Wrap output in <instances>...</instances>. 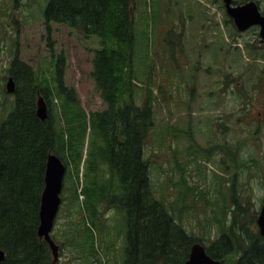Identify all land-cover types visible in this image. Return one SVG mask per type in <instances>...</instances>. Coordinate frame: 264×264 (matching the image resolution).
<instances>
[{"label": "rangeland", "instance_id": "1", "mask_svg": "<svg viewBox=\"0 0 264 264\" xmlns=\"http://www.w3.org/2000/svg\"><path fill=\"white\" fill-rule=\"evenodd\" d=\"M48 1L0 0V124L14 105L6 84L15 53L37 74L53 70L64 55V82L75 87L81 106L87 112L106 107L90 73L98 38L46 23ZM256 1L264 11V0ZM133 2L134 95L137 104L148 99L153 111L144 156L154 195L203 245L218 239L233 218L227 238L240 235L245 242L242 236L259 232L264 201V42L254 27L237 31L223 0ZM82 179V173L73 178L79 192ZM71 184L68 172L51 230L59 245L56 264H123L124 209L103 203L92 218L69 206ZM232 207H239L236 218ZM214 209L226 210L224 224Z\"/></svg>", "mask_w": 264, "mask_h": 264}, {"label": "trees", "instance_id": "2", "mask_svg": "<svg viewBox=\"0 0 264 264\" xmlns=\"http://www.w3.org/2000/svg\"><path fill=\"white\" fill-rule=\"evenodd\" d=\"M133 12V0H49L43 10L46 23H64L85 38H98L90 73L106 103L103 110L87 112L75 87L65 84L64 55L54 60L53 70L40 74L16 53L10 60L7 68L15 83L14 105L0 124V248L5 251L0 264H56L47 241L37 233L50 153L60 157L66 173L70 171L71 208L88 212L92 218L103 203L124 209L123 264H182L191 244L200 241L177 223L152 190L144 143L154 124L153 111L148 99L137 104L134 95ZM38 95L47 104L44 119L36 114ZM80 173L84 182L79 192L73 178L79 179ZM225 211L220 215L215 210L218 224L226 219ZM230 211L236 218L235 207ZM231 223H223L225 231L205 246L206 252L224 264H264L261 234L242 236L245 242L239 243L240 235L227 238L231 234L227 228L235 227L234 218Z\"/></svg>", "mask_w": 264, "mask_h": 264}, {"label": "water", "instance_id": "3", "mask_svg": "<svg viewBox=\"0 0 264 264\" xmlns=\"http://www.w3.org/2000/svg\"><path fill=\"white\" fill-rule=\"evenodd\" d=\"M227 13L234 19L239 30H244L253 24L260 26V35L264 39V14L258 8L254 0H247L245 3L232 5V0H223ZM12 77H9L6 88L12 92L14 86ZM36 114L44 119L47 116V104L44 98L39 95L36 100ZM66 166L58 155L50 153L47 156L44 174V187L40 196L39 224L37 233L48 243L53 256V262L58 259V245L51 236L56 214L61 203L60 193L63 186V177ZM259 232L264 238V201L257 217ZM4 259V253L0 250V261ZM183 264H221L219 259L212 258L204 245L194 242L191 245L189 257Z\"/></svg>", "mask_w": 264, "mask_h": 264}, {"label": "flooded vegetation", "instance_id": "4", "mask_svg": "<svg viewBox=\"0 0 264 264\" xmlns=\"http://www.w3.org/2000/svg\"><path fill=\"white\" fill-rule=\"evenodd\" d=\"M230 22H232L234 24V26H235V21L234 20H232ZM183 27H185V26H183ZM252 27L256 28V30L258 31V34L260 36V26L258 24H254V25H251L250 27H248L247 29L252 28ZM260 42L261 43L264 42V39L261 36H260ZM209 93L210 94H208V95H210L212 97V99L216 96L215 95V93H216V90L215 89H211L209 91ZM182 264H183V262H182Z\"/></svg>", "mask_w": 264, "mask_h": 264}, {"label": "bare ground", "instance_id": "5", "mask_svg": "<svg viewBox=\"0 0 264 264\" xmlns=\"http://www.w3.org/2000/svg\"><path fill=\"white\" fill-rule=\"evenodd\" d=\"M23 64V63H22ZM11 66V65H10ZM21 89H22V87H20ZM112 98H114V97H112ZM118 100V99H117ZM112 101V100H111ZM114 101V100H113ZM115 103H117V102H115ZM66 106V105H65ZM15 110V109H14ZM115 112V111H114ZM102 115H103V113H102ZM114 116V115H113ZM139 116V115H138ZM144 117V116H143ZM50 118V117H49ZM114 118V117H113ZM125 118V117H124ZM82 119V118H81ZM122 119H123V117H122ZM78 120V119H77ZM47 121V120H46ZM73 121V120H72ZM52 122V121H51ZM45 123V122H44ZM48 123V122H47ZM82 123V122H81ZM86 123V122H85ZM132 123H133V121H132ZM134 125V124H133ZM50 128V127H49ZM54 128V127H53ZM83 128V127H82ZM80 129V128H79ZM116 129V128H115ZM121 129V128H120ZM68 131V130H67ZM75 133V132H74ZM77 133V132H76ZM71 134V133H70ZM69 134V135H70ZM73 134V133H72ZM82 134V133H81ZM73 137H74V134H73ZM72 138V137H71ZM119 139V138H118ZM68 140V139H67ZM68 142V141H67ZM68 146V145H67ZM73 148H74V146H72ZM68 148V147H67ZM70 150V149H69ZM67 151H68V149H67ZM58 152V151H57ZM96 154V153H95ZM94 157V156H93ZM71 158V157H70ZM103 159V158H102ZM83 161H84V159H83ZM91 161V160H90ZM94 161V160H93ZM73 162V161H72ZM74 163V162H73ZM93 163V162H92ZM110 164V163H109ZM73 167V166H72ZM89 167H92V166H90V164H89ZM112 169V168H111ZM110 169V170H111ZM77 170V169H76ZM75 171V170H74ZM70 172V171H69ZM71 175V174H70ZM75 192V191H74ZM81 194V193H80ZM82 195V194H81ZM82 198H83V195H82ZM150 199V198H149ZM153 203V202H152ZM149 204V203H148ZM152 205V204H151ZM134 207V206H133ZM153 207V206H152ZM154 209V208H153ZM152 209V210H153ZM158 209V208H157ZM35 211V210H34ZM157 211V210H156ZM32 225V224H31ZM260 233V232H259ZM39 235V234H38ZM262 236V235H261ZM39 237H42V236H39ZM263 237V236H262ZM13 243V242H12ZM2 245V244H1ZM39 248V247H38ZM0 250L1 251H3V253H4V257H5V251L3 250V249H1L0 248ZM184 263V262H183Z\"/></svg>", "mask_w": 264, "mask_h": 264}]
</instances>
